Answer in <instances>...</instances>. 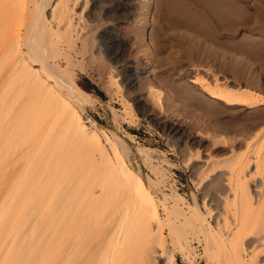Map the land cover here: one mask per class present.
I'll return each instance as SVG.
<instances>
[{"label":"bare ground","instance_id":"obj_1","mask_svg":"<svg viewBox=\"0 0 264 264\" xmlns=\"http://www.w3.org/2000/svg\"><path fill=\"white\" fill-rule=\"evenodd\" d=\"M103 1L0 0V264H161L163 258L162 264H177L174 250L193 264L190 235L205 244L208 264H262L264 236L251 234L264 220V180H254L264 159L259 144L255 161L243 153L229 170L233 212L214 226L197 196L185 204L177 193L162 192L170 205L159 204L151 189L161 185L163 171L152 166L148 148L141 152L155 179L133 170L128 145L83 115L80 106L94 99L70 68L86 51L92 23L84 10L93 17ZM132 4L119 0L102 10L121 23ZM117 33L110 25L99 33L114 57ZM201 83L228 107L264 104L247 87Z\"/></svg>","mask_w":264,"mask_h":264},{"label":"rangeland","instance_id":"obj_2","mask_svg":"<svg viewBox=\"0 0 264 264\" xmlns=\"http://www.w3.org/2000/svg\"><path fill=\"white\" fill-rule=\"evenodd\" d=\"M116 1H103L93 17L84 10L93 28L86 29L87 41L92 40L70 68L73 81L91 90L94 99L80 106L83 115L123 140L132 169L155 179L141 152L148 148L152 166L163 171L161 185L151 189L159 204H166L162 192L177 193L185 204L197 196L199 208L217 226L233 212L228 211L229 170L243 153L250 162L264 154V104L228 107L204 93L201 82L247 87L264 99V0H131V12L121 23L103 11ZM105 25L118 32V57L102 45ZM122 98L132 114L124 113ZM259 172L254 180H264V159ZM251 231L254 238L263 237L264 220ZM194 238L190 235L193 264H208L205 244ZM170 241L165 231L168 253ZM261 242L256 244L263 248ZM174 254L177 264H188ZM260 254L263 259L264 251Z\"/></svg>","mask_w":264,"mask_h":264},{"label":"trees","instance_id":"obj_3","mask_svg":"<svg viewBox=\"0 0 264 264\" xmlns=\"http://www.w3.org/2000/svg\"><path fill=\"white\" fill-rule=\"evenodd\" d=\"M82 88H83V87H82ZM84 89H85V91H86V90H88L87 88H84ZM89 91H91V90H89ZM89 91H87V92H89ZM94 94H96V95H98V96H99V93H97V92H96V93H94Z\"/></svg>","mask_w":264,"mask_h":264}]
</instances>
